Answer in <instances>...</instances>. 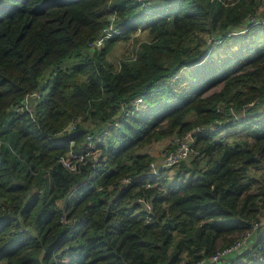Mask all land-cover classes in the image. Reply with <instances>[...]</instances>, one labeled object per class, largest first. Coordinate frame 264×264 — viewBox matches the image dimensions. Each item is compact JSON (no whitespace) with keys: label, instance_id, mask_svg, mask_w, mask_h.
Returning <instances> with one entry per match:
<instances>
[{"label":"trees","instance_id":"trees-1","mask_svg":"<svg viewBox=\"0 0 264 264\" xmlns=\"http://www.w3.org/2000/svg\"><path fill=\"white\" fill-rule=\"evenodd\" d=\"M255 1L0 0V264H196L243 234L264 207V25L246 22ZM112 10L119 32L102 34ZM248 37L253 47L220 61L215 45ZM126 41L117 65L107 55ZM196 66L199 85L181 87L175 75ZM34 90L32 111L16 110ZM138 97L147 108L107 130ZM216 119L176 179L147 190L148 222L138 185L120 179L148 171V146ZM236 126L251 138L220 136ZM88 135L100 139L96 178L91 163L72 173L60 159ZM262 229L263 260L244 252L238 264H264Z\"/></svg>","mask_w":264,"mask_h":264},{"label":"built area","instance_id":"built-area-1","mask_svg":"<svg viewBox=\"0 0 264 264\" xmlns=\"http://www.w3.org/2000/svg\"><path fill=\"white\" fill-rule=\"evenodd\" d=\"M143 3V0H138ZM264 9V7H261ZM263 9L257 11V13L249 14L246 17V22L248 24H262L264 25V13H262ZM116 22V11L112 10V13L109 16L107 25L102 31V34H111L113 32H119L117 26H115ZM247 24V25H248ZM246 26V25H244ZM242 28H245V27ZM102 38L97 40L89 41L88 46L95 47L99 46L98 43ZM39 96L38 90H34V92L26 94L22 98V102L16 106V110H23L24 108L28 111H32L34 102L36 98ZM147 105L145 101L141 97H138L132 100L128 105H121V113L118 115L117 119H115L112 123H110L109 127L116 126L119 124L120 119L128 114H132L134 111H141L146 109ZM222 123L220 120L216 119L210 122H206L203 124L196 125L191 129L185 131V133L181 136H174L171 138L170 144L173 146L172 148H166L161 153L160 152V161L157 162L153 159L150 162L148 171L142 176H126L120 179V186H130V184L136 183L137 191H141L140 194L136 197V201H138L141 205V211L144 213V217L149 222L152 217V195L147 193V190L150 187H154L155 182L153 181L154 177H159L160 173L163 169L172 168L185 160L191 158L193 155L198 154V151L194 149L193 144L198 140L199 136L204 135L205 133L214 132L221 127ZM76 123L73 121L66 129L72 130L75 128ZM87 142L82 145L79 149H73L68 152L66 156L60 157L63 165L70 172H80L86 164L91 163V170L89 177L96 178L99 171V165L101 164L103 158L101 156V151L99 148V137H94L93 135L86 136ZM75 144V140L72 141V146ZM95 182L92 183L94 185ZM116 185H111L109 188L115 187ZM97 189L100 190L101 186L97 185ZM65 220V216L62 218ZM264 227V207L262 208V212L260 215L254 220L250 221L249 226L243 232L242 235L238 236L232 242L225 244V246H221L217 248L213 254L204 257L196 264H238L239 261L237 257H241L244 252H251L252 257L256 261L263 260V251L262 247L257 244V237L262 232V228Z\"/></svg>","mask_w":264,"mask_h":264},{"label":"rangeland","instance_id":"rangeland-1","mask_svg":"<svg viewBox=\"0 0 264 264\" xmlns=\"http://www.w3.org/2000/svg\"><path fill=\"white\" fill-rule=\"evenodd\" d=\"M255 4L257 5V6H255V7H257V9L254 12H252L251 14H253V13L255 14V13H257V11L263 9L261 7L264 6V0H256ZM142 28H139L137 33L145 39L146 37H148V29H146V28L142 29ZM239 29H238L239 31H244V28H242V27ZM256 37H259V40L263 41L264 40V30H258V32L256 33ZM252 40H253V37H248L245 41L243 40V42H245V43H243L241 40H239V41L230 40V41H226V42L221 41L220 45L219 44L215 45V47L217 48L216 52H219L218 55L220 56V61H221V59H225L227 57H230L231 53L239 54V52L240 53L243 52L244 50H246L245 45H247V43H249V45L251 47H253L254 45H253ZM102 42H103V40H100L98 45L99 44L101 45ZM130 44H131V41L117 43L116 46L108 53L107 58L110 61H112L113 63L119 65L118 63H119L120 59L123 56H127L129 53H131L132 45H130ZM216 52H215V54H217ZM218 55H217V57H218ZM74 62H76V59L71 57V59H69L63 63V66L64 67H71V64ZM190 70L191 71H189V69L186 70L185 68H183V70H181L177 75H175L178 78L176 80L181 82L180 86L181 87H184V86L187 87L186 88L187 90L191 89L190 85L193 82H194L193 86H195L196 84L199 85V81H200V78L202 76L201 70L197 66L191 68ZM189 74H191V77L192 76L195 77L194 81L190 80L193 78H191V77L189 78L188 77ZM185 75H187V76H185ZM179 82H178L177 87L179 86ZM217 89H218V87H217ZM226 135L228 136L227 140H229V141L241 140V138H251V136L249 135V132L242 130L240 126H236V127L224 130L220 133V136H226ZM170 148H172V147H170ZM161 150H162L161 151V153H162L164 151V149H161ZM174 169H176V167Z\"/></svg>","mask_w":264,"mask_h":264},{"label":"crops","instance_id":"crops-1","mask_svg":"<svg viewBox=\"0 0 264 264\" xmlns=\"http://www.w3.org/2000/svg\"><path fill=\"white\" fill-rule=\"evenodd\" d=\"M170 141H171V138H166L165 140L155 142L154 144L148 146L147 151H149L151 153V155L154 157V159L157 162H159L160 161L159 155H160V152L162 151L161 149L170 148L171 147ZM161 175L162 176L158 178V180H160V181L155 182L156 185H158V184L162 185L161 182L167 177L170 180L176 179L174 167L165 169V171L163 173H161Z\"/></svg>","mask_w":264,"mask_h":264}]
</instances>
